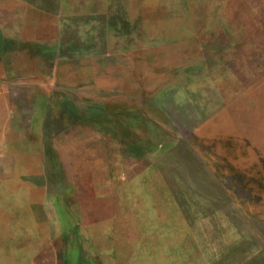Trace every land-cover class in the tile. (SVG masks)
<instances>
[{
	"label": "rangeland",
	"instance_id": "1",
	"mask_svg": "<svg viewBox=\"0 0 264 264\" xmlns=\"http://www.w3.org/2000/svg\"><path fill=\"white\" fill-rule=\"evenodd\" d=\"M28 1L0 0V264H264V0Z\"/></svg>",
	"mask_w": 264,
	"mask_h": 264
},
{
	"label": "crops",
	"instance_id": "2",
	"mask_svg": "<svg viewBox=\"0 0 264 264\" xmlns=\"http://www.w3.org/2000/svg\"><path fill=\"white\" fill-rule=\"evenodd\" d=\"M7 5H8L9 8H11V10H12L13 13L18 8H21V7L26 8V6H29V10L31 11L32 10V6H33V4L30 1H28V0H7ZM17 5H18V7H17ZM38 7H39L38 8L39 11H41L42 10L41 6H38ZM8 32H9V34H7V35L8 36H11V39L13 41H16V42H17V37H19V36H25V37H27V39H28L27 42L29 43L28 44L29 45L28 46L29 47L28 49L29 50L30 49H33L34 50L33 52H35V53L38 52V49L41 48V46L38 45L39 40L37 39V37H35V35H33L31 29L30 30H27V31L25 29L24 30L25 34H23V33H14V32H11V31H8ZM16 49H17V47H15L13 50H16ZM5 81H6L5 79H1L0 78V83H4ZM14 132H15V129L12 131V133H14Z\"/></svg>",
	"mask_w": 264,
	"mask_h": 264
}]
</instances>
